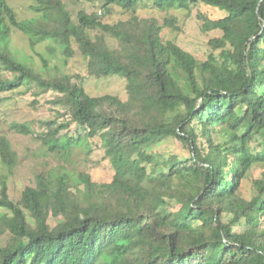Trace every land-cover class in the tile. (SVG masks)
<instances>
[{
  "label": "trees",
  "instance_id": "obj_1",
  "mask_svg": "<svg viewBox=\"0 0 264 264\" xmlns=\"http://www.w3.org/2000/svg\"><path fill=\"white\" fill-rule=\"evenodd\" d=\"M95 1L102 14L95 7L74 14L64 0H32L36 16L20 20L0 0V95L31 92L32 84L60 109L42 121L41 134L26 123L14 122L12 131L35 135L68 158L83 141L62 134L75 124L86 138H100L114 171L111 182L98 183L58 166L36 173L15 201L10 183L20 158L0 135V264H264V188L259 183L252 200L241 190L264 168V152L253 148L259 139L264 145V0H151L160 11L225 12L219 19L197 14L203 33H219L204 60L164 36L166 28L183 31L177 15L163 25L137 15L110 24V7L135 11L143 0ZM16 33L40 66L14 48ZM75 48L89 76L126 79L129 100L92 97L80 76H45L59 54L66 65ZM170 138L191 147V157L148 152Z\"/></svg>",
  "mask_w": 264,
  "mask_h": 264
},
{
  "label": "rangeland",
  "instance_id": "obj_2",
  "mask_svg": "<svg viewBox=\"0 0 264 264\" xmlns=\"http://www.w3.org/2000/svg\"><path fill=\"white\" fill-rule=\"evenodd\" d=\"M9 4L19 13V19L25 20L35 17L36 15L31 10L32 0H7ZM68 8L76 14L83 9L91 11L95 7L99 14L103 13L102 4L95 0H64ZM111 14L106 18L110 24H116L120 21L129 20L133 15L144 18L156 17L163 25L164 20L170 15H177L184 27L181 33H172L166 28L164 36L170 40L176 41L183 49L195 55L198 59L204 60L211 51L210 42L212 39L219 36V33H203L201 31V22L197 19L199 11L207 14L213 19H219L225 16V12H221L207 6H192L190 11H160L153 7L151 0H143L135 11H122L116 7H110ZM100 33V32H98ZM108 42L111 48L117 49L119 42L114 37L108 36ZM13 46L33 58L36 65L40 66L42 61L30 50L29 42L22 33H16L13 38ZM39 52H43L44 48H37ZM48 58V55H45ZM62 54L57 56V61L52 62V70L44 71L47 78L59 77L63 73L71 76H80L81 85L86 92L92 97L112 96L123 101L129 100L127 92V81L121 76L112 75L109 77L97 78L88 75L87 61L83 58L79 50L75 48L73 57L64 63ZM31 92L18 94L0 95V135L7 136L12 146L19 154L20 164L16 170V175L10 183L11 197L18 201L21 199L25 188L33 184L36 173H49L52 169L58 166L66 165L69 169L75 172L90 173L94 181L98 183H109L114 177V171L109 160L105 158V150L100 138H86L85 128L78 127L73 124L69 131H63L62 134H68V138L77 139L83 137V141L79 145H73L71 154L66 156V151L52 153L46 148L35 135H21L11 129V125L16 123H26L32 127L36 135L47 130L42 126L43 120H50L57 116L59 107H54L49 104L52 94L37 95L38 88L35 85H30ZM38 100L37 107L34 101ZM225 135L232 137V132L225 130ZM260 139L253 144L256 153L264 152V145L259 143ZM150 154H157L158 159L170 156H177L181 160H186L191 157V147L184 145L177 139L170 138L159 145H156L148 150ZM149 171L152 170L150 165H147ZM164 168L161 166L157 172L161 173ZM154 177V176H153ZM151 178L145 182V186L149 187ZM261 183L264 188V168L257 169L251 180L244 182L241 190L247 200H252L258 194V184ZM169 207L173 210H179V206L173 202L169 203ZM2 213V211H0ZM264 225V222H263ZM238 228H235V231ZM0 244L5 245V242L0 240Z\"/></svg>",
  "mask_w": 264,
  "mask_h": 264
}]
</instances>
